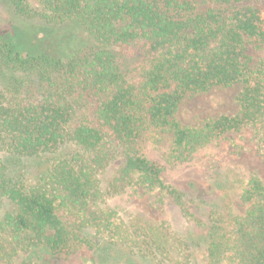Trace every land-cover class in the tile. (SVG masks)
<instances>
[{
  "label": "trees",
  "instance_id": "16d2710c",
  "mask_svg": "<svg viewBox=\"0 0 264 264\" xmlns=\"http://www.w3.org/2000/svg\"><path fill=\"white\" fill-rule=\"evenodd\" d=\"M6 1L23 19L77 25L90 42L64 59L0 33V152L39 158L65 143L73 147L31 185L11 176L0 158V264H13L33 246L52 256L71 253L87 245L86 232L97 242L179 264L169 256L168 228L125 221L103 206L138 184L186 207L143 152L151 131L171 134L181 156L226 134L264 127V65L251 68L245 55L247 42L264 46V0H209L212 6L202 13L187 0ZM125 59L141 63L139 80L126 72ZM235 84L241 85L235 115L198 128L175 120L187 96ZM113 165L103 191L100 176ZM241 199L248 204L243 215L227 207L230 230L215 217L207 264H264V185L258 177L247 180Z\"/></svg>",
  "mask_w": 264,
  "mask_h": 264
},
{
  "label": "rangeland",
  "instance_id": "374dc122",
  "mask_svg": "<svg viewBox=\"0 0 264 264\" xmlns=\"http://www.w3.org/2000/svg\"><path fill=\"white\" fill-rule=\"evenodd\" d=\"M187 1L194 6L196 13L212 6L209 0ZM30 2L37 4L35 0ZM0 33L19 35L28 45L64 59L90 42L79 26H52L23 19L14 14L6 0H0ZM21 44L24 42L20 41ZM245 55L251 68L264 65V46L247 42ZM124 67L131 79H140L139 61L125 59ZM240 90L241 85L235 84L189 95L178 106L175 120L181 127L198 128L220 116H233L238 111L235 99ZM261 138H264V127L250 126L241 132L226 134L191 155L180 156L174 150L171 134L151 131L143 144V152L160 166L163 181L182 194L186 207L178 206L165 193L138 184L108 198L103 207L117 212L125 221L136 219L168 228L173 237L169 256L179 264H207L208 239L217 219L224 218L221 225L230 230L225 222L227 207L230 206L235 215L245 213L248 204L242 201L241 190L247 180L256 176L264 185V141ZM72 149L71 144L65 143L56 153L39 158H11L2 152L0 158L7 164L11 176L31 185L53 160ZM115 169L114 165L110 166L100 176L103 191ZM2 214L0 211V217ZM81 237H85L87 245L71 253L52 256L42 247L33 246L21 252L13 264L24 260L36 264H170L150 252L97 242L94 232H86Z\"/></svg>",
  "mask_w": 264,
  "mask_h": 264
}]
</instances>
